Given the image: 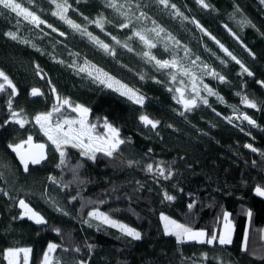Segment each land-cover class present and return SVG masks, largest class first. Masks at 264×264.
<instances>
[{
	"label": "trees",
	"instance_id": "obj_1",
	"mask_svg": "<svg viewBox=\"0 0 264 264\" xmlns=\"http://www.w3.org/2000/svg\"><path fill=\"white\" fill-rule=\"evenodd\" d=\"M33 1L44 9L42 19L58 29L53 32L48 28L50 35L109 75L138 89L145 100L143 105L136 104L54 61L37 47L11 39L6 33L16 30L17 21L19 25L22 21L0 8V70L17 89L12 110L22 109L28 121L24 127L14 122L4 125L10 115L7 101L11 89L6 86L0 92V189L8 193L0 192V264H5L3 252L10 247L31 248L30 264H42L49 242L60 245L52 255L58 264H264V198L254 191L257 185L264 186V104L259 103L264 102V86L258 83L264 82V3L205 0L211 7L204 8L196 0H169L188 18L185 20L155 0H133L157 25L187 43L225 77L215 89L223 102L213 95H201L207 97L208 104L197 99V106L185 111L183 104L177 102L180 94L175 89L189 91L191 82L180 73L172 80L169 70H157L154 62L143 57L145 50L133 35L135 22L131 21L128 28L105 23L101 30L89 21L100 14L108 20L102 11L106 7L103 0H68V16L109 44L115 50V55H110L87 35L52 16L54 5L49 0ZM245 20L250 23H243ZM113 36L121 43L117 44ZM217 40L251 76L220 49ZM124 43L132 51L123 47ZM32 88L41 92L33 99ZM243 95L254 98L257 108L242 104ZM57 96L68 99L73 106L82 104L89 108L88 120L98 128H102L106 118L120 130V138L126 143L115 158L101 153L92 160L68 146L67 166L57 167L59 153L45 140L34 120L38 113L52 110L58 103ZM241 113L249 115L256 125L237 119ZM142 114L159 121L157 127L145 126L139 119ZM29 135L33 143L45 144L46 159L38 165L30 164L25 172L8 145L27 140ZM247 144L257 151L245 147ZM129 161L133 162L131 166ZM77 163L82 166L74 174L72 169ZM149 163L154 165L151 173L146 171ZM156 164L166 171L170 169L172 176H160ZM49 176L58 183L50 181ZM165 192L176 199L165 200ZM44 193L48 200L42 196ZM20 199L40 213L46 223L36 224L22 217L17 209ZM193 200L196 203L189 210L188 204ZM99 201H104L98 204L100 211L135 228L141 239H132L107 225L97 230L96 220L91 221V227L83 223ZM57 207L62 211H57ZM249 210L251 219L246 214ZM224 211L230 213L234 225L232 243L228 245L218 241L178 243L174 236L164 234L160 220L163 213L211 234L213 229H221ZM57 228L60 233L53 230ZM88 245L93 247L89 249Z\"/></svg>",
	"mask_w": 264,
	"mask_h": 264
},
{
	"label": "snow or ice",
	"instance_id": "obj_2",
	"mask_svg": "<svg viewBox=\"0 0 264 264\" xmlns=\"http://www.w3.org/2000/svg\"><path fill=\"white\" fill-rule=\"evenodd\" d=\"M33 0H27V3L31 4ZM197 4L201 5L204 8L211 7L210 4L206 3L205 0H196ZM49 3L54 5V10L51 12V15L58 18L59 20L63 21L67 24L70 28L74 31L80 32L83 35H87L88 38L99 46L105 53L110 55H115V50L103 40L99 39V37L94 36L91 32L87 30L86 27H83L81 24L77 23L73 19L68 16L69 9L71 5L68 3V0H49ZM106 6L108 8L114 9L120 16L124 18V22H121L118 26L120 28H128L131 24V15L127 11H122L124 5L117 4L116 0H105ZM155 3L158 5H163L165 8L171 7L175 11V15L183 17V19H188L187 17L183 16V13L176 8L175 4H170L169 0H155ZM261 3H264V0H261ZM137 8H140L141 5L137 4ZM0 8L3 10H9L12 13H15L17 17H23L24 20L28 21L29 23L39 27L40 25L46 24L48 28H50L53 32H57L58 29L54 27L52 24L47 23L46 20L41 19L40 15H38L35 11L29 10V8L23 7L22 3H18L17 0H0ZM239 10V9H237ZM147 13L141 11L140 15L136 17L137 20L140 19H147ZM88 20V17L84 18ZM90 23H94L97 27L103 30V26L105 23H111V21L107 20L103 14L98 15L95 20L89 21ZM193 23L196 24L198 28L202 32H205L206 35L211 36L210 33H207L205 29L199 24L198 21L193 20ZM243 23H250V21H243ZM19 25V21H17ZM155 25V21H153ZM151 31L155 34V36L159 37L161 33H164L166 30L158 25H156L151 30H143V29H134L133 35L138 37L139 40L144 44L145 48L147 49L142 53L143 57L147 59L148 62H154V67L157 70L167 69L169 70V75L172 80L177 79V73H180L183 76H187L190 81L192 82L191 91L194 94L191 98H185L184 89L176 88L175 91L180 94V98L177 100L178 103H182L185 111H191L194 107L197 106V99L201 100L204 104H208L207 97H203L200 95V89L197 87V83H202V80L199 76L195 74L191 67L185 66L184 59H187L190 55V49L187 46H183V50L185 53L184 58L178 59L176 56H173L171 59H158L155 55L152 54L151 49L157 47V44L153 42V40L148 35V32ZM61 36L65 35L64 32H59ZM11 39L18 40L20 37L17 35L16 32H8L6 33ZM168 39L176 46H180V41L176 40L175 37L171 35V33H167ZM117 44L121 42L116 39L115 36L112 37ZM131 39V37H129ZM211 39L215 40V37H211ZM24 43H29V41L24 40ZM216 43L219 45L220 49L232 60L236 61L237 64L240 65L241 69L248 73L249 76L252 73L239 61L237 58L228 51L227 48L224 47L223 44L217 40ZM34 46V45H33ZM123 47L128 48L129 51L132 49L128 46L127 43L123 44ZM169 49L167 46L165 47V51ZM215 55V53H213ZM199 57L197 56L195 60H189L188 63L191 66H195L197 61H199ZM219 59V57H218ZM63 63V61H60ZM86 64H90V62L85 61ZM221 63H226L224 60H221ZM91 68L94 69L96 75L93 77L94 81L99 82L100 84L104 85L105 87L112 88L114 91L119 92L120 95L127 97L128 100L143 105L145 97L140 94L138 89L130 87L129 85L123 83L120 80H117L115 77L109 75L105 72L102 68H97L95 65H91ZM202 68L205 70V75H210L213 77L218 78L221 82L225 81V77L220 73L216 72L215 69L211 68L208 64H202ZM86 69L84 67L80 68V71L83 72ZM39 71V69H38ZM89 76H93L92 71H88ZM141 79H144L141 76ZM0 80L3 82L0 83V92L5 91V87L11 89V94L7 101V106L10 110V115L7 120L3 123L7 125L10 122H14L20 127H24V125L28 122L23 117V110L21 109L19 112L12 110L13 109V102L12 97L17 95L16 86L13 82L9 79V77L0 70ZM264 86V82L258 81ZM204 90L208 93L209 96L215 95L217 99L223 102V98L219 96L218 93L214 92L208 85H203ZM171 90V89H170ZM52 92L55 93L56 89L53 87ZM40 89L32 88L31 95L37 96L40 95ZM173 99H177L175 96ZM58 103L53 106L51 111L38 113L34 120L36 124L40 126V130L44 133L51 144L55 146L56 152L59 153L60 162L57 164L58 168H63L67 166L69 158L66 152V148L70 146L71 148H76L80 150V155L82 157H87L89 159L95 160L97 154H104L107 157L115 158V154L119 151V148L122 144L126 143L124 139L120 138V130L113 126V124L109 123L108 120L105 118L103 123V132H98L96 123H92L88 120V114L90 109L85 107L82 104H75L72 105V102L68 99H61L57 96ZM241 103L244 104L248 108H257L258 102L255 99H249L247 95L241 96ZM264 104V102H259ZM63 105H67L72 109L73 112L77 113L76 117L69 118L66 116H62L61 107ZM234 111L236 109L234 108ZM54 114H59L62 118L53 119ZM184 113H181L183 115ZM140 121L143 122L145 126H151V128L155 129L159 121L153 120L149 118L148 115L142 114L139 117ZM231 123V118H226ZM237 119H242L243 121H247L250 125H256V121L253 120L249 115L246 113H241L237 116ZM32 136L29 135L27 140H21L19 143L16 144H9L8 147L16 154L19 158L20 164L23 165L24 171L27 172L29 170V165H38L42 161L46 159L45 155V144H33ZM27 145V148H25ZM245 147L250 148L253 152L257 151V149L253 148L251 144L245 145ZM151 151V150H149ZM264 155V153H261ZM133 162L129 161V166H131ZM82 165L77 163V165L72 169L73 173L75 174L78 169ZM154 170V165L149 163L146 165V171L151 173ZM155 170L159 173L160 176L164 177L165 179L172 176V171L168 169L165 170L161 164L155 165ZM53 183H58L55 177L49 176L48 178ZM69 183H72L71 181ZM63 187L67 188L68 184H64ZM256 195L264 197V186L257 185L254 189ZM0 192H3L4 195H8L6 191L0 189ZM75 199V197H73ZM164 199L167 201H173L176 199L174 195H170L167 192L164 193ZM89 203H93L89 201ZM104 201H99L97 204H94L91 211L88 212L89 219L84 220L83 223L88 224L90 227L92 226L91 221L96 220L99 223L96 225L97 230L100 229L101 225H107L112 228H117L121 233L124 235L131 237L132 239L139 240L141 239V233L137 231L135 228L128 226L127 224L121 223L111 217L110 214L102 212L99 210L98 204H102ZM195 200L188 204L189 210H191L195 205ZM19 207L23 209L21 214L22 217L26 216L29 219L33 220L36 224H45L46 221L44 217L33 210L24 199L19 200ZM57 211H62L60 208H56ZM66 214V213H65ZM247 216L249 219L252 217V212L249 210L247 211ZM160 220L163 222V229L165 235H171L176 238L178 243H183L187 241H194L198 243H207L212 244L214 241H218L220 245H228L232 243V232L234 230V225L232 220L230 219V213L227 211L223 212V228L219 231L213 229L211 234H209L208 230L206 229H195L191 225L187 223H180L177 220L172 219L164 215L163 213L160 214ZM219 223V218L217 220ZM55 232L60 233V229H53ZM248 239V230H245V241ZM60 247L53 242H49L47 245L46 250L43 253V260L42 264H58V262L51 259V254L56 251V249ZM89 249L93 246L88 245ZM246 248V246H245ZM77 252L80 251L79 248L75 249ZM32 252L31 248H7L3 252V258L7 261V264H29V254ZM21 254H23L22 262L20 260ZM80 264H86L85 261H80Z\"/></svg>",
	"mask_w": 264,
	"mask_h": 264
},
{
	"label": "rangeland",
	"instance_id": "obj_3",
	"mask_svg": "<svg viewBox=\"0 0 264 264\" xmlns=\"http://www.w3.org/2000/svg\"><path fill=\"white\" fill-rule=\"evenodd\" d=\"M103 1L105 2V0H103ZM17 2L22 3L23 7L29 8V10H31V11H35L38 15H40V17H41V13L44 12V9L41 7H38V5L35 4L34 1L30 4L31 7H29L28 5L25 4V2L27 3V0H17ZM116 2L119 5H124V8L122 9V11H127L130 13V15L132 17L131 21L135 22L137 24L138 30L139 29L151 30L152 28H154L157 25L156 22H155V25L153 24V20L149 17L148 14H147V17H148L147 19H140V20L136 19V17H138L140 15V12L141 11L145 12V10H141L140 8L138 9L136 7L137 5L135 4V2H133V0H116ZM27 4H29V3H27ZM7 11L9 13H11L13 16L17 17L15 13L10 12L9 10H7ZM102 11L105 12L108 20L111 21L116 26H118L121 22H124V18L122 16H120L119 13H117L114 9L108 8L106 6L104 8V10H102ZM17 18L22 21V23L20 25H18L17 29L12 31V32H16L17 35L20 37V39H18L17 41H19V42H22L24 40L29 41V43H24V42H22V43H24L26 45L30 44L31 46L34 45L35 47H37L38 49H40L41 51H43L44 53H46L47 55L52 57L54 61H56L58 63H60V61H63V63H61L62 65L64 64L66 66H69L75 72H77L79 74H84L87 77L94 80L93 77L96 75V73H95L94 69L91 68V65H95V64H92L91 62H90V64H86L85 61H88V60H86L82 55L75 52L70 47H68L67 45H64V43H61L60 41L55 39L52 35H50V33L47 31L48 27L46 24L40 25L39 27H36L35 25L24 20L22 16L17 17ZM41 19H42V17H41ZM167 33H169V32L166 29V31L164 33H161L160 36L157 37L151 31L148 32V35L150 36V38L153 40V42H155L157 44L156 48L151 49L152 54L155 55L158 59H171L173 56H176L178 59H180V58L185 57L183 46H187V48L190 49V55L187 59H184V63H185V66L191 67L192 70L195 72V74L201 78L202 83H199V82L197 83V87L200 89V95H208V93L203 88L204 84L208 85L215 92L216 86L219 83H221V81L216 77L204 74L205 70L202 68V64H208L210 66L207 59H204L203 57H201L196 51L191 49V47L187 43H183L180 40H179L180 46L174 45L168 39ZM176 40H178V39L176 38ZM138 41H140V40H138ZM140 43L143 46L144 50L146 51L147 49L145 48L144 44L141 41H140ZM166 46L169 49L168 51H165ZM197 56L200 58L199 61H197V64L195 66H191L188 63V61L189 60H195ZM81 67H84L86 70L81 72L80 71ZM97 68H99V67H97ZM211 68H213V67H211ZM88 71H92L93 76H89ZM216 72H218V71L216 70ZM184 77L187 79V81L191 82L187 76H184ZM97 83L99 85H102L99 82H97ZM191 84H192V82H191ZM102 86L104 88H108V87H105L104 85H102ZM191 88H192V85H191V87H189V91L184 90V95L187 94L188 98H191L194 95L191 91ZM108 89H112V88H108ZM116 93H119V92H116ZM213 96H215V95H213ZM61 113H62V115L66 114L65 116L69 117V118H73V117L77 116V113L73 112L72 109L70 107H68L67 105H63L61 107ZM57 118H62V116H60L59 114H54L53 119L55 120ZM36 125L40 129V126L38 124H36ZM97 131L103 132V127L102 128L97 127ZM43 135H44V133H43ZM45 138H46L45 140L50 145H52L51 141H49L46 136H45ZM52 146H54V145H52ZM77 150H79V149H77ZM42 196L44 198L48 197V195H46L45 193ZM262 198H264V197H262ZM45 199L48 200L47 198H45ZM161 223L163 226L162 221H161ZM220 227L222 229L223 224ZM188 242H190V241H188ZM52 255H53V253L51 254V259H53ZM22 259H23V254H21V257H20L21 262H22ZM5 264H7L6 260H5ZM29 264H30V254H29Z\"/></svg>",
	"mask_w": 264,
	"mask_h": 264
},
{
	"label": "water",
	"instance_id": "obj_4",
	"mask_svg": "<svg viewBox=\"0 0 264 264\" xmlns=\"http://www.w3.org/2000/svg\"><path fill=\"white\" fill-rule=\"evenodd\" d=\"M30 93H31V91H30ZM33 97H35V96H32L31 95V98L33 99ZM33 144H40V143H33ZM25 148H27V146L25 147ZM10 153H12V155L14 156V159L17 161L16 163H18V164H20V161H19V158L16 156V154L11 150V152ZM21 165V164H20ZM21 166H23V165H21ZM17 209L20 211V213L22 214V212H23V209H21L20 207H19V202L17 203ZM24 217H26V216H24ZM28 218V217H27ZM29 219V218H28ZM29 220H31V219H29Z\"/></svg>",
	"mask_w": 264,
	"mask_h": 264
},
{
	"label": "bare ground",
	"instance_id": "obj_5",
	"mask_svg": "<svg viewBox=\"0 0 264 264\" xmlns=\"http://www.w3.org/2000/svg\"><path fill=\"white\" fill-rule=\"evenodd\" d=\"M34 143H36V142H34ZM17 162V161H16Z\"/></svg>",
	"mask_w": 264,
	"mask_h": 264
},
{
	"label": "flooded vegetation",
	"instance_id": "obj_6",
	"mask_svg": "<svg viewBox=\"0 0 264 264\" xmlns=\"http://www.w3.org/2000/svg\"><path fill=\"white\" fill-rule=\"evenodd\" d=\"M26 147V146H25Z\"/></svg>",
	"mask_w": 264,
	"mask_h": 264
}]
</instances>
